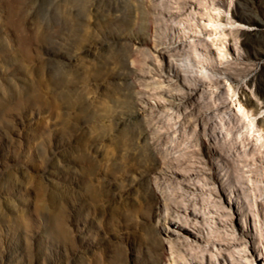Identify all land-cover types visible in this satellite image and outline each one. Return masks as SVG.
<instances>
[{
    "label": "rangeland",
    "instance_id": "rangeland-1",
    "mask_svg": "<svg viewBox=\"0 0 264 264\" xmlns=\"http://www.w3.org/2000/svg\"><path fill=\"white\" fill-rule=\"evenodd\" d=\"M0 264H264V0H0Z\"/></svg>",
    "mask_w": 264,
    "mask_h": 264
},
{
    "label": "bare ground",
    "instance_id": "bare-ground-1",
    "mask_svg": "<svg viewBox=\"0 0 264 264\" xmlns=\"http://www.w3.org/2000/svg\"><path fill=\"white\" fill-rule=\"evenodd\" d=\"M186 66V65H185ZM174 68H177V65H176V67H174ZM187 68V67H186ZM178 69V68H177ZM173 71V70H172ZM196 214V213H195ZM199 215V214H198ZM172 242V241H171ZM171 246L172 247H174V248H178V246H177V244L176 243H174V242H172L171 243Z\"/></svg>",
    "mask_w": 264,
    "mask_h": 264
}]
</instances>
